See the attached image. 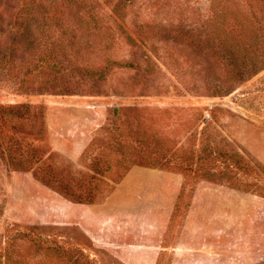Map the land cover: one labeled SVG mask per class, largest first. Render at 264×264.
<instances>
[{
	"label": "rangeland",
	"instance_id": "obj_1",
	"mask_svg": "<svg viewBox=\"0 0 264 264\" xmlns=\"http://www.w3.org/2000/svg\"><path fill=\"white\" fill-rule=\"evenodd\" d=\"M0 264H264V0H0Z\"/></svg>",
	"mask_w": 264,
	"mask_h": 264
},
{
	"label": "crops",
	"instance_id": "obj_2",
	"mask_svg": "<svg viewBox=\"0 0 264 264\" xmlns=\"http://www.w3.org/2000/svg\"><path fill=\"white\" fill-rule=\"evenodd\" d=\"M129 180V176L126 177V181L128 182ZM182 179L180 178H176L174 176L171 175H163L160 177H154V178H148V179H143L141 182V186L142 188H144V190H148V193H153V195L155 196H161L162 198L167 197V199L170 200V205L173 203V201L176 200V198L178 197V194L180 192V189L182 188ZM158 183V184H155ZM200 192V189L198 188L195 191L194 194V199L197 198L198 194ZM166 196V197H164ZM156 222H161V218H155ZM91 230H88V233L91 234ZM154 233H157V231H155V229H152L151 231H149L150 236ZM94 240H96V237H94V235H92ZM97 241V240H96Z\"/></svg>",
	"mask_w": 264,
	"mask_h": 264
}]
</instances>
